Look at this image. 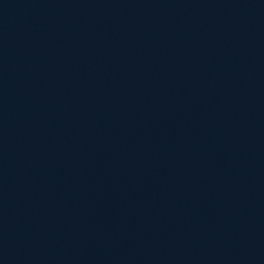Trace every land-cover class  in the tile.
Segmentation results:
<instances>
[{
  "label": "water",
  "instance_id": "obj_1",
  "mask_svg": "<svg viewBox=\"0 0 264 264\" xmlns=\"http://www.w3.org/2000/svg\"><path fill=\"white\" fill-rule=\"evenodd\" d=\"M0 264H264V182L45 0H0Z\"/></svg>",
  "mask_w": 264,
  "mask_h": 264
}]
</instances>
